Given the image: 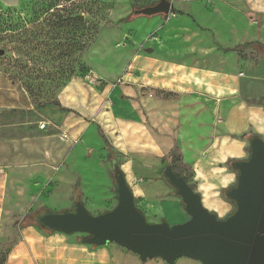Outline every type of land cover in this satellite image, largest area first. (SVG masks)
I'll return each mask as SVG.
<instances>
[{
	"label": "crops",
	"instance_id": "obj_1",
	"mask_svg": "<svg viewBox=\"0 0 264 264\" xmlns=\"http://www.w3.org/2000/svg\"><path fill=\"white\" fill-rule=\"evenodd\" d=\"M167 1L170 15L151 16L144 23L142 33H148L146 44L151 48L135 53L109 82H69L55 103L39 109L29 106L10 113L0 106V220L13 219L14 211L20 215L33 204L54 202L47 189L52 186L49 169L55 158L65 169L64 182L73 186L69 198L55 201L59 204L100 201L103 193L91 190L102 187L95 172L102 168L109 181L111 171L116 175L118 169L144 217L161 223L172 214L168 219L186 221L181 199L163 175L170 167L200 195L207 211L222 219L232 213L233 204L223 197V191L236 184L232 165L248 158L251 139L264 141V53L250 47H264V0ZM244 45L248 47L235 50ZM45 107L56 120L42 115ZM40 122L46 123L43 130ZM62 133L66 140L59 139ZM54 139L61 142L60 148L53 147ZM22 140L43 148L22 157L17 149ZM20 166L29 172L26 184L33 198L24 203L12 191L21 185L13 175ZM146 181L151 186L143 189ZM155 186L164 191L152 190ZM151 191L169 198L151 201ZM19 225L7 264L136 260L114 243L95 247L70 235L45 232L34 221ZM3 229L0 225L1 234Z\"/></svg>",
	"mask_w": 264,
	"mask_h": 264
},
{
	"label": "rangeland",
	"instance_id": "obj_2",
	"mask_svg": "<svg viewBox=\"0 0 264 264\" xmlns=\"http://www.w3.org/2000/svg\"><path fill=\"white\" fill-rule=\"evenodd\" d=\"M30 1L33 0H18L16 7L6 6L0 1L2 10L9 12L18 24L14 32L6 31L0 34V48L4 52L0 54V106H4L1 109L5 112L24 111L29 106L38 107L55 103L69 82L79 80L86 83V76L95 78L104 85L106 81L109 82L112 77L117 76L128 66L135 53L144 52V46L150 47L149 43L146 44L148 33H142L146 28L144 23L149 19L148 17L140 16L128 22H121V20L130 15L133 16V11L136 9L155 5L158 0H52V6H50L51 0H48L44 10L40 6L41 0H35L33 7L29 4ZM172 8L171 6V11ZM59 16L61 21L58 19ZM158 16H152V18ZM41 112L45 117L57 118L51 115L48 107L43 108ZM59 139L66 140L67 136L66 139L60 137ZM52 142L53 147L60 148L61 142L58 139ZM19 143L17 149L22 157L31 153V149L34 152L38 148H43L41 144L30 145L26 140ZM53 151L56 153L57 148ZM58 160L59 158H55L49 169L52 175V186L47 189L49 192L51 190L54 202L44 207L33 204V208L29 211L21 210L20 215H24L22 219L14 211L15 218L0 220V225L4 227V233H0V264H7L9 252L18 242V224L30 223L28 217L33 215L35 217L44 213L45 210L60 213L74 208L75 202L68 205L55 202L69 198L70 193L73 192V186L71 188L64 182L65 169L61 167ZM174 162H176L175 157ZM25 168L20 166L18 171L13 173L21 185L12 191L21 203L33 199L28 192L26 183L29 172H26ZM181 171L188 178L191 176L187 169ZM95 173H98L102 187L92 189L85 187L84 190L91 189L93 194L101 191L103 198H100V201H91L90 205H85L83 201L84 208L93 216L113 209L117 202L115 172L111 171L109 181L102 168ZM95 173L90 176L94 177ZM150 186V181H146L141 187L147 189ZM152 190L164 191L160 186H155ZM150 193L151 201L157 198L163 200L169 198L168 195L164 197L153 191ZM153 194L158 197H152ZM225 196L226 193H223L224 198ZM167 216L165 222L169 226L185 222V219H175V221L168 219L172 217V214ZM145 220L149 224H157L152 223L153 218L145 217ZM70 236L75 240H83L87 237L82 233ZM133 256L136 259L133 264H167L159 258L141 262L137 255L133 254ZM175 264L201 263L182 257L177 259Z\"/></svg>",
	"mask_w": 264,
	"mask_h": 264
},
{
	"label": "water",
	"instance_id": "obj_3",
	"mask_svg": "<svg viewBox=\"0 0 264 264\" xmlns=\"http://www.w3.org/2000/svg\"><path fill=\"white\" fill-rule=\"evenodd\" d=\"M16 7L18 0H0ZM135 16L170 15V2L158 0L153 6L136 9ZM151 53L152 49H147ZM3 54V52H1ZM249 156L233 163L236 184L226 192L234 203L233 212L224 219L207 211L200 195L183 177L166 167L163 175L181 199L188 219L169 226L162 221L146 222L135 207L132 191L123 173L116 169V205L107 212L93 216L81 201L72 211H45L29 217L43 229L63 235L86 234L83 243L95 247L114 243L137 255L141 262L159 258L175 264L179 258H189L201 264H264V141L251 139Z\"/></svg>",
	"mask_w": 264,
	"mask_h": 264
},
{
	"label": "trees",
	"instance_id": "obj_4",
	"mask_svg": "<svg viewBox=\"0 0 264 264\" xmlns=\"http://www.w3.org/2000/svg\"><path fill=\"white\" fill-rule=\"evenodd\" d=\"M49 1L48 0H41L40 1V6H42V10H44V8H45V6H46V3H48ZM51 2H52V0H51ZM35 3H36V1L35 0H33V1H30L29 2V4L33 7L34 5H35ZM38 3H39V1H38ZM52 4H53V2L52 3H50V6H52ZM1 6V5H0ZM138 16H132V15H130V16H128V17H126V18H124V19H122L121 20V22H128V21H130V20H132V19H134V18H137ZM164 18H166V16H164ZM58 19H59V21H61V17L59 16L58 17ZM18 26V24H17V20H15L12 16H10V13L9 12H7L6 10L5 11H3L2 10V8L0 7V34H3V33H5L6 31H10V32H14V30H15V28ZM248 47V45H244L243 47H239V48H236L235 50L236 51H240L241 49H243V48H247ZM250 47H252V48H254L257 52H260V53H264V47L263 46H260V45H258V44H251L250 45ZM1 52H3V50L0 48V54H1ZM3 54H4V52H3ZM49 103H47V104H45V105H43V106H46V105H48ZM43 106H38L37 107V109H39V108H41V107H43ZM107 158L108 159H110L111 157H110V154L108 153V156H107ZM75 196H76V199L77 200H79L80 199V193H79V191H78V185L76 184L75 185ZM227 191H223V193H226ZM225 199L226 200H228L229 202H231L229 199H227L226 198V196H225ZM232 204H233V206H234V203L233 202H231ZM74 209V208H73ZM72 209V210H73ZM71 210V211H72ZM28 225V223H21L19 226H20V228H23V227H25V226H27ZM36 226L39 228V229H42V230H44L45 232H51V231H48V230H46V229H43L40 225H38V224H36Z\"/></svg>",
	"mask_w": 264,
	"mask_h": 264
},
{
	"label": "built area",
	"instance_id": "obj_5",
	"mask_svg": "<svg viewBox=\"0 0 264 264\" xmlns=\"http://www.w3.org/2000/svg\"><path fill=\"white\" fill-rule=\"evenodd\" d=\"M85 79L87 80L88 83H91V84H99V80L95 79V78H90L88 76L85 77ZM38 127L39 129L43 130L45 127H46V123L45 122H40L38 123ZM61 139H66V136L65 134H62L60 136Z\"/></svg>",
	"mask_w": 264,
	"mask_h": 264
}]
</instances>
